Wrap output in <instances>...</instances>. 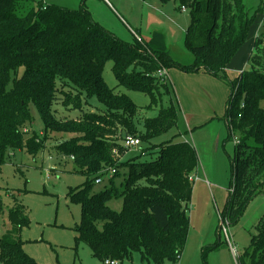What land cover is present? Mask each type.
I'll use <instances>...</instances> for the list:
<instances>
[{
	"label": "trees",
	"instance_id": "trees-1",
	"mask_svg": "<svg viewBox=\"0 0 264 264\" xmlns=\"http://www.w3.org/2000/svg\"><path fill=\"white\" fill-rule=\"evenodd\" d=\"M160 2H174L176 10L184 9L190 16L185 46L193 61L188 65L171 59L161 48L154 50L156 46L139 36L132 45L123 44L91 18L84 4L71 10L44 0H0V164L11 152L36 154L43 151L50 136L69 135L53 148L57 155L71 158L86 177L67 194L81 209L73 229L75 240L101 262L109 259L121 264L140 252L147 262L176 264L185 245L190 177L199 162L193 145L176 141L181 137L177 132L153 147L158 148L155 160L129 168L126 162L118 163L127 152L121 145L125 135L141 144L178 130L174 106H162V98L169 96L167 84L152 76L159 69L203 72L230 86L223 118L229 134H236L238 140L229 188L234 192L220 215L219 232L222 221L233 224L243 205L264 184V110L260 107L264 100V25L247 58L249 69L229 80L226 68L252 24L245 0ZM259 11H264V3ZM107 62H112L117 87L147 96L146 108L159 107L154 118L143 121V131L134 124L137 106L106 86L103 70ZM92 98L103 111L83 112ZM57 104L81 114L57 119ZM32 106L43 130L24 140L28 131L23 127L31 122ZM251 137L254 145L247 143ZM111 170L114 174L104 180ZM98 179L102 181L95 184ZM102 184L95 191V185ZM112 201L121 203L118 211L109 207ZM7 220L9 228L0 235V264H36L22 249L19 232L27 224V213L16 200ZM238 264H264V217Z\"/></svg>",
	"mask_w": 264,
	"mask_h": 264
},
{
	"label": "rangeland",
	"instance_id": "rangeland-1",
	"mask_svg": "<svg viewBox=\"0 0 264 264\" xmlns=\"http://www.w3.org/2000/svg\"><path fill=\"white\" fill-rule=\"evenodd\" d=\"M106 1L44 0L48 5L71 10H77L84 4L91 18L123 44L134 43V35L129 30L131 28L142 40L156 46L152 47L154 50L161 48L168 52L171 59L185 65L193 61L185 46V32L190 25V16L186 11L176 10V3H161L160 0ZM261 3L264 0H245L252 24L245 42L226 68L225 75L229 80H233L243 70L235 72L234 66L243 68L248 65L247 58L254 38L263 30L264 11H259ZM169 71L173 73L176 70ZM21 73L22 69L19 70V75ZM103 78L108 88H115L117 94L126 95L137 106L134 124L138 131H143V121L154 118L159 107L146 108L149 105L147 96L117 87L112 73V62L105 64ZM214 79L218 83L219 91L217 96L214 94V101L211 103L209 97L194 91L192 86V104H186L182 115L175 90L178 93L180 88L185 90L188 83L177 81L171 74L167 75L169 96L162 98V106L166 107L169 103L174 106L178 116V130L141 143V151L129 150L118 161L126 162L128 168L153 161L158 156V148L153 147L172 139L177 132L183 139L177 138L176 141L190 142L196 150L199 162L188 204L186 241L176 264H238L239 258L251 243V236L256 234L264 217L263 184L261 192L243 205L236 221L231 225L222 221L221 232L218 230L220 215L232 195L229 188L238 136L229 134L223 118L230 86L224 80ZM198 87L201 88L200 85ZM211 106L218 113L211 114ZM260 107L264 110V100L260 102ZM103 110L95 98L88 100V106L83 107V112ZM56 111L57 119L76 118L81 114L60 104H57ZM30 115L31 122L23 127L28 131L23 136L24 140L32 135L42 134L43 130V122L33 106L30 108ZM185 119L191 127L185 125ZM199 135L202 136L200 142ZM68 136L52 135L45 142L42 152L29 154L24 150H16L9 153L4 163L0 164V235L9 228L7 213L16 200L27 213V224L19 232L22 249L36 264H102L85 244L75 240L76 233L73 229L79 223L81 209L67 194L70 189L81 186L86 177L76 170L71 158L57 155L53 148L56 141L68 139ZM247 143L254 145L255 139L248 138ZM103 186L104 184L95 185L94 189L97 191ZM109 207L118 211L121 203L112 201ZM121 264L172 263L168 260L162 263L147 262L142 259L140 252H134Z\"/></svg>",
	"mask_w": 264,
	"mask_h": 264
},
{
	"label": "crops",
	"instance_id": "crops-1",
	"mask_svg": "<svg viewBox=\"0 0 264 264\" xmlns=\"http://www.w3.org/2000/svg\"><path fill=\"white\" fill-rule=\"evenodd\" d=\"M107 4H108V2H107ZM109 8L111 9L110 5H109ZM180 12H182V11H180ZM129 30L131 31V33H134V31L131 28H129ZM135 34L137 35V32ZM137 36H139V35H137ZM233 69L235 70V72H238L241 69H243L242 71H244V70L249 69V66L248 65H245L243 68H241V67L236 68V66H234ZM174 70H176V69H174ZM169 74H171V77H173L175 79H178L177 81H181L182 83H184V82H187L188 83V85L186 86V89L185 90L182 89V88H180V92L179 93H178L177 90H175L176 91V96H177V99H178V102H179V105H180V109H181L182 115H183L184 111L186 110V104L187 103H189L190 105L192 104V98H191L192 97V94L190 93L192 86H193L192 89L194 91H197V92H200V93L202 92L206 97H209V101L211 103H212V101H214L215 95L217 96V91H218V85H217L218 83H217V81L213 77H211V76H209V75H207V74H205L203 72H197V73L187 74V73H183V72H181L179 70H176L173 73L168 70V71H166V78H167V75H169ZM180 76H182V77H180ZM166 78H165V82H166ZM171 82H173V81L171 80ZM173 85H174V83H173ZM197 85H200L201 88H199V87L197 88ZM216 107L217 106H215V108ZM216 112L218 113L217 109H213V106H211V114L212 113H216ZM206 119L207 118H205V120ZM202 123L203 122H201V124ZM186 124L189 127H191L190 124H189V122H187L186 119H185V125ZM201 138H202V136L199 137V142H200ZM182 139H183V137L181 136L180 137V140H182ZM196 172H197V170L193 173V176H195V177L197 175ZM201 180L202 179H200V181Z\"/></svg>",
	"mask_w": 264,
	"mask_h": 264
},
{
	"label": "built area",
	"instance_id": "built-area-1",
	"mask_svg": "<svg viewBox=\"0 0 264 264\" xmlns=\"http://www.w3.org/2000/svg\"><path fill=\"white\" fill-rule=\"evenodd\" d=\"M181 11L184 12L185 10L182 9ZM132 34L134 35V37H135L137 40H139V37H138L135 33H132ZM152 76H153V77H156V78H159V79H164V80H165V78H166V70H164V69H159V70H157ZM121 145H122V147H123L124 149H126L127 151H129V150H136V149H137L138 151H140V148H139V146H140V141H139L137 138H135V137H133V136H130V135H125V136L122 138V140H121ZM112 174H114V170H111L109 173H107V174L105 175V177H103L104 180L108 179ZM103 178H102V179H103ZM190 178H191V180L193 181L194 178H195V176H191ZM102 179H98V180H96L94 183H95V184H98V183H100V182L102 181ZM229 191L231 192V194H233L234 189H230ZM102 264H118V262H117V261H113V260L106 259V260H104V261L102 262Z\"/></svg>",
	"mask_w": 264,
	"mask_h": 264
}]
</instances>
